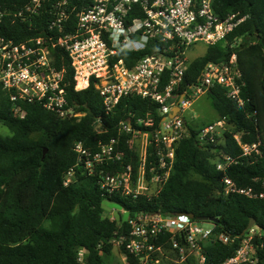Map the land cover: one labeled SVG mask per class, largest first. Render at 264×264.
<instances>
[{
	"label": "trees",
	"instance_id": "obj_1",
	"mask_svg": "<svg viewBox=\"0 0 264 264\" xmlns=\"http://www.w3.org/2000/svg\"><path fill=\"white\" fill-rule=\"evenodd\" d=\"M28 2L0 0V12L18 11ZM213 8L221 18L235 12L248 18L227 40L209 46L205 55L190 62L181 89L195 84L207 63L227 61L236 53L246 104L241 107L227 97L224 88L212 87L207 96L218 117L227 119V129L218 143L200 145L199 130L213 121L191 122L189 136L178 144L169 180L151 199L107 194L100 187V170H122L123 162L95 167V174L89 175L86 161L79 157L75 145L80 142L94 154L101 145L118 139L127 161V141L132 134L122 133L120 125L130 120L135 130L150 132L153 139L162 118L156 102L129 96L107 114L95 78L87 89L75 90L74 71L64 51V58H58L57 65L66 66V100L79 117H61L40 103H25L22 107L26 115L21 119L14 113L16 104L10 93L0 84V123L11 133L0 134V264H108L114 241L128 230V223L104 216L106 200L120 205L129 217L148 212L216 218L215 232L237 238L226 245L206 244L204 264H220L232 257L252 219L264 231V197L225 194L223 183L228 177L239 188H252L255 193L264 194V0H214ZM11 18L7 15L0 18L1 37L20 42L40 34L41 30L30 32L19 20L11 22ZM161 50L158 39H153L145 50L123 51L117 58H125L130 67L145 55ZM149 117L154 121L152 127L138 123ZM98 120L102 125L100 133L96 128ZM237 134L243 143L260 142L262 154L243 156L235 138ZM152 153L150 146L147 168L156 162ZM223 155L233 163L218 170L217 164L225 163ZM133 164L136 169L137 161ZM72 169L74 180L66 186L65 177ZM170 238L171 233H166L161 240L168 249ZM255 243L257 264H264V244L260 246L257 240ZM81 250H85L82 261ZM121 251L130 264L138 262L123 248ZM180 264L196 262L188 260Z\"/></svg>",
	"mask_w": 264,
	"mask_h": 264
},
{
	"label": "built area",
	"instance_id": "obj_2",
	"mask_svg": "<svg viewBox=\"0 0 264 264\" xmlns=\"http://www.w3.org/2000/svg\"><path fill=\"white\" fill-rule=\"evenodd\" d=\"M214 0H29L18 11L0 12L17 20L30 32L41 30L16 42L0 36V84L10 93L16 104L14 113L21 119L26 115L22 104L40 103L47 110L61 117L74 116L68 106L65 91L66 66L57 65L58 58L66 53L74 71L75 90L87 89L92 78L103 100L107 114L112 112L122 98L140 96L159 106V127L150 139V132L135 130L130 120L122 122L120 131L132 134L127 141L129 155L119 148V140L103 144L94 154L75 145V151L86 161L89 175L95 167L108 166L122 161V170L111 172L100 170V187L109 195L120 193L125 197L145 196L151 199L162 190L169 180L176 161L178 144L189 136L188 121L184 113L194 102L207 95L218 85L239 106L246 104L242 96L244 81L233 53L227 61L209 62L202 70L198 81L182 90L190 62L186 50L196 43L216 45L244 22L248 15L235 12L225 18L216 14ZM158 39L162 50L147 54L133 66L125 58H117L120 52H137L147 48L150 41ZM62 51V52H61ZM81 84V86H80ZM178 111L173 114V109ZM139 124L152 127L151 117L139 120ZM227 119L202 127L197 140L200 145L215 144L226 130ZM102 132L101 121L96 123ZM145 137L142 145L139 140ZM243 156L257 157L262 154L261 143L241 142L235 135ZM156 162L147 168L148 148ZM225 163H218V170H225L233 161L223 155ZM137 161V168L133 162ZM74 180L72 169L64 184ZM225 194H241L250 198H263L252 188H239L225 177ZM204 222L186 213L137 212L127 220L128 230L121 232L114 241L115 246L138 260L134 264H180L191 260L204 264L203 248L211 242L230 244L237 238L204 227ZM171 233L169 249L162 237ZM236 253L220 264H257L256 243L264 244V231L256 225L241 235ZM85 250H81L82 261ZM127 255H123L127 264Z\"/></svg>",
	"mask_w": 264,
	"mask_h": 264
},
{
	"label": "rangeland",
	"instance_id": "obj_3",
	"mask_svg": "<svg viewBox=\"0 0 264 264\" xmlns=\"http://www.w3.org/2000/svg\"><path fill=\"white\" fill-rule=\"evenodd\" d=\"M208 45L203 43H196L192 47L186 50V57L188 58L189 62H192L198 57H201L206 54L208 49ZM185 119L188 121V125L191 122L199 123L202 121L210 122L214 121L218 118V114L216 110L213 108L210 99L207 95L201 96L197 99L192 107L187 110L184 114ZM227 129V126H226ZM0 134L2 135H10V131L0 123ZM145 140V137H142L139 140V144L142 145ZM221 140V139H220ZM104 208V216L109 217L114 220H124L127 221L129 218V213L126 212L120 205L112 203L110 201H104L103 203ZM204 227H211L210 222L205 221ZM108 264H127V262L123 258V254L121 248L115 246L113 250V254L107 257Z\"/></svg>",
	"mask_w": 264,
	"mask_h": 264
},
{
	"label": "water",
	"instance_id": "obj_4",
	"mask_svg": "<svg viewBox=\"0 0 264 264\" xmlns=\"http://www.w3.org/2000/svg\"><path fill=\"white\" fill-rule=\"evenodd\" d=\"M178 111V107L176 106L174 109H173V114L174 115L176 112ZM47 152V149L44 150V155L46 154ZM190 217L194 218L195 216L193 214H189ZM196 218V217H195ZM197 219L201 220V221H211L213 223H217V219L216 218H206V217H197ZM256 225V220L255 219H252L250 221V223L248 224L247 228L244 230V232L242 233V235L247 231L249 230L250 228H252L253 226Z\"/></svg>",
	"mask_w": 264,
	"mask_h": 264
},
{
	"label": "crops",
	"instance_id": "obj_5",
	"mask_svg": "<svg viewBox=\"0 0 264 264\" xmlns=\"http://www.w3.org/2000/svg\"><path fill=\"white\" fill-rule=\"evenodd\" d=\"M219 119V117L216 119V120H214L213 122H215V121H217ZM213 122H210V123H213ZM209 124V123H208Z\"/></svg>",
	"mask_w": 264,
	"mask_h": 264
},
{
	"label": "bare ground",
	"instance_id": "obj_6",
	"mask_svg": "<svg viewBox=\"0 0 264 264\" xmlns=\"http://www.w3.org/2000/svg\"><path fill=\"white\" fill-rule=\"evenodd\" d=\"M80 86H81V84H80Z\"/></svg>",
	"mask_w": 264,
	"mask_h": 264
}]
</instances>
